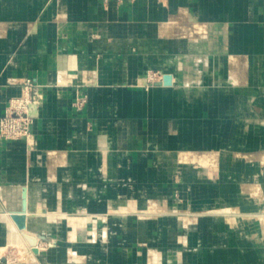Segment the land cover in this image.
<instances>
[{
  "label": "rangeland",
  "instance_id": "obj_1",
  "mask_svg": "<svg viewBox=\"0 0 264 264\" xmlns=\"http://www.w3.org/2000/svg\"><path fill=\"white\" fill-rule=\"evenodd\" d=\"M103 1L107 14L110 0ZM135 1L117 0V7ZM168 1L163 0L168 19L161 23L169 24L173 36L160 38L168 50L148 54L144 70L127 62L140 54L139 46L101 50L98 85L93 68L83 71V83L64 85L68 110L86 121L87 130L94 127L90 106L97 93L98 107L116 110L102 117L95 178L75 173L68 178L65 172L74 165L63 162L67 153L90 151L94 138L86 139V147L81 143V150L78 132L61 148L39 147L35 127L46 100L40 91L47 86L32 75L8 86L22 93L8 99L0 116V145L16 141L26 150L21 165L7 167L21 178L0 179V264H264V63L254 49L239 48L228 35L245 34L256 24L210 20L193 1L176 6ZM135 24L141 27L143 21ZM106 41L116 43L111 36ZM212 45L224 51H211ZM106 60L115 80L101 83ZM180 77L211 97L191 105L156 87L167 79L179 89L174 81ZM221 87L234 93L223 95ZM223 97L227 101L220 104ZM121 121L130 124L135 144L141 140L139 148L120 146L126 131ZM140 154L147 156L144 161ZM36 155L45 159L39 167ZM73 186L96 196H67ZM24 213L39 217L23 226L18 218ZM17 232L23 240L18 243Z\"/></svg>",
  "mask_w": 264,
  "mask_h": 264
},
{
  "label": "crops",
  "instance_id": "obj_2",
  "mask_svg": "<svg viewBox=\"0 0 264 264\" xmlns=\"http://www.w3.org/2000/svg\"><path fill=\"white\" fill-rule=\"evenodd\" d=\"M192 1L197 4L199 14L210 20L228 18L240 23L247 22V20L254 21L256 25L254 24V28L247 33L230 32L228 35L235 40L239 48L254 49L260 55V61L264 63V28L262 27L264 0H169L168 2L176 6ZM163 3V0H136L133 4L127 3L119 9L117 0H110V11L106 14L103 10V0H0V116L6 109L8 99L22 93V88L8 87L10 84L32 75L39 84L46 85L47 87L40 91L42 95H46V100L41 107L40 118L35 127L39 133V147L61 148L65 140L75 132L80 135V150L81 143L84 144L83 147H86L87 138H94L95 142L89 146L90 151H80L75 155L67 153L63 156L64 163L69 161V164L73 162L74 165L71 171L65 172L68 178H73L72 173L86 180L98 175V157H101L100 154L98 155V138L104 125L102 117L111 116L116 110L113 106L98 107L97 93L90 106L94 127L92 130H87L86 121L68 110L69 90L64 85L83 83L85 80L82 73L88 68L95 69L93 81L98 85V51L101 50L114 53L121 49L129 50L133 46H139L140 54L128 57L127 62L133 68L142 67L144 70L146 68L144 66H147L150 60L148 54L168 50L160 38L173 36V30L169 24L161 23L168 19ZM137 20L143 21L141 27L135 24ZM120 22L128 24L120 25ZM90 36L95 37L93 42H89ZM108 36L115 38L116 43H106ZM178 42L180 43L179 40H175L173 44H179ZM155 44L158 50L152 48ZM209 49L224 51L221 48L217 49L215 45ZM217 58L223 60L220 55ZM156 61L161 62L160 57ZM106 62H101V65L105 66L100 77L101 83L115 80L113 74L107 71L108 67L112 69L111 61ZM138 63L141 64L137 65ZM187 75L188 79L190 75L189 73ZM142 77L145 80V76ZM180 78L179 82L174 81L179 85L180 91L171 86L156 87L164 88L165 96H180L181 101H186L191 105L199 104L211 97V93L207 90L200 91L194 85L185 86L184 83L187 80L184 82L183 77ZM194 78L197 77L194 76ZM262 79L264 81V75ZM220 90L223 95L228 91L234 93L231 87H221ZM238 97L241 99L242 96L238 95ZM224 101H227L225 97L220 99L219 103H224ZM126 110L130 109L127 107ZM129 125L121 121L120 126L122 128L125 126L126 131L119 140L121 144L119 145L126 147L132 144L133 147L139 148L141 140L135 144V137H129L132 132ZM189 129L192 131L191 128ZM44 132L49 135L45 137ZM195 132L200 133L201 130L195 129ZM228 132L229 129L226 134ZM226 134L224 141L228 140ZM100 142L101 147L103 146L101 139ZM25 150V145L16 141L0 145V179L21 178V173L16 174L7 167L21 165ZM36 156L34 163L39 167L45 159L41 155ZM150 156L154 155L150 154ZM145 157L147 156L144 154L138 156L139 160L143 161ZM184 157L185 155L183 159ZM202 163L208 166L205 160H202ZM0 191L3 192L1 187ZM67 196L96 195L92 189L77 192L73 186L70 187ZM12 201L13 199L10 200V207L11 210H15L16 204ZM38 217V215H33L29 216V219L37 220ZM73 237L79 238L80 236L75 234Z\"/></svg>",
  "mask_w": 264,
  "mask_h": 264
},
{
  "label": "bare ground",
  "instance_id": "obj_3",
  "mask_svg": "<svg viewBox=\"0 0 264 264\" xmlns=\"http://www.w3.org/2000/svg\"><path fill=\"white\" fill-rule=\"evenodd\" d=\"M166 24V23H165ZM160 29H161V27H160ZM167 29V28H166ZM201 36V35H200ZM259 68V67H258ZM257 72V71H256ZM167 76V75H166ZM170 76V75H169ZM169 79H170V77H169ZM163 80V79H162ZM160 86H163V87H170L169 86V82H167L166 80H163L162 82H161V84H159ZM181 90V89H180ZM185 90H183V92H184ZM185 93V92H184ZM31 141V140H30ZM27 204V203H26ZM2 209H3V207H2V205L0 204V211H2ZM5 210V209H4ZM26 210V209H25ZM221 211H223V210H221ZM6 214V213H5ZM8 214V213H7ZM9 217V216H8ZM8 217H7V219H8ZM28 219H29V217H27V215L25 216V213H24V215H21V216H19V218H18V221H19V223L21 224V225H23V226H25L26 224H27V221H28ZM9 220H11V219H9ZM90 220V219H89ZM92 221V220H91ZM11 223L10 224H12V226L11 227H13L14 228V230L15 231H18V229H16V226H15V221H10ZM227 222V221H226ZM206 223H208V227H211L212 226V224H211V221H207ZM217 224V223H216ZM220 224V223H219ZM256 224V223H255ZM257 225V224H256ZM7 226H9V225H7ZM258 227V226H257ZM78 228V227H77ZM76 228V229H77ZM21 231H23V230H21ZM27 231V230H26ZM21 234L20 233H16L13 237L14 238H16V239H20V240H14V241H16L17 243L18 242H21V240H22V238H21ZM74 236V235H73ZM23 239H24V237H23ZM23 241V240H22ZM24 243H26V242H24ZM23 245V244H22ZM25 245H27V244H25ZM29 245V244H28ZM27 245V246H28ZM29 247V246H28ZM27 247V248H28ZM30 249H31V247H30ZM31 251H32V249H31ZM36 251V250H35ZM34 251V252H35ZM33 252V251H32ZM34 252H33V254H34ZM36 256V255H35ZM36 259V258H35Z\"/></svg>",
  "mask_w": 264,
  "mask_h": 264
},
{
  "label": "water",
  "instance_id": "obj_4",
  "mask_svg": "<svg viewBox=\"0 0 264 264\" xmlns=\"http://www.w3.org/2000/svg\"><path fill=\"white\" fill-rule=\"evenodd\" d=\"M167 82H168V80L167 79H165Z\"/></svg>",
  "mask_w": 264,
  "mask_h": 264
}]
</instances>
